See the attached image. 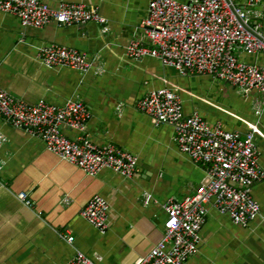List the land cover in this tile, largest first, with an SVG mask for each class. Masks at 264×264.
<instances>
[{"label":"crops","instance_id":"0c3cea01","mask_svg":"<svg viewBox=\"0 0 264 264\" xmlns=\"http://www.w3.org/2000/svg\"><path fill=\"white\" fill-rule=\"evenodd\" d=\"M97 6L107 20L103 25H63L56 21L41 28L21 24L0 10V86L30 103L44 100L63 104L69 98L85 101L92 111L87 130L97 144L112 142L138 158V172L126 177L110 168L89 175L77 165L47 150L39 137L0 118V264H66L77 250L102 257L100 264H134L163 236L170 198L182 200L196 192L206 177L205 168L183 153L174 141L170 124L137 109L150 90L175 89L185 114L198 112L211 124L222 123L242 135L256 124L255 143L264 168V96L244 95L233 84L209 74L183 73L154 57L140 60L126 53L129 42H147L141 24L149 0H46ZM261 13L264 39V0H229ZM51 43L89 53L87 73L70 67H47L37 58L38 49ZM241 59L264 66V50L242 54ZM99 67L102 73H97ZM122 104L119 110L118 105ZM69 137L78 131L65 128ZM25 192L31 204L18 197ZM260 203L257 219L247 227L235 224L228 214L206 204L199 251L186 264H264V179L253 186ZM96 194L109 202L108 229L101 232L81 215ZM67 198V202L65 201ZM74 236L73 242L67 236Z\"/></svg>","mask_w":264,"mask_h":264},{"label":"built area","instance_id":"2783aa9c","mask_svg":"<svg viewBox=\"0 0 264 264\" xmlns=\"http://www.w3.org/2000/svg\"><path fill=\"white\" fill-rule=\"evenodd\" d=\"M253 5L229 0H149L141 24L147 42L132 39L126 53L134 60L157 58L183 73L209 74L233 84L244 95L254 91L264 96V66L241 59L242 54L264 50L261 13ZM0 10L16 16L25 27L41 28L52 21L63 25L95 21L103 25L102 32L109 29L99 8L84 2L61 1L53 7L46 0H0ZM37 58L50 68L70 67L87 73L92 67L88 52L57 43L40 46ZM102 72L99 67L97 73ZM263 105L262 99L255 101L257 115ZM137 109L151 116L156 126L172 125L178 148L205 168L206 177L194 194L165 202L163 236L134 264H186L199 251L207 203L244 227L257 219L261 206L252 191L254 184L264 179V168L255 143V135L260 133L256 124H250V130L242 135L225 129L220 122L211 124L198 112L185 114L180 95L171 87L150 90L138 100ZM91 117L92 111L82 99L69 98L60 105L44 100L30 103L0 86V118L41 138L50 152L89 175L103 168L126 177L135 175L137 156L112 142L97 144L91 139L87 130ZM65 128L77 130L78 135L67 136ZM4 141L0 133V145ZM18 197L31 204L27 193L20 192ZM109 210L106 198L96 194L81 215L105 232ZM67 239L73 242L74 236ZM101 260L97 253L77 250L66 264H100Z\"/></svg>","mask_w":264,"mask_h":264}]
</instances>
